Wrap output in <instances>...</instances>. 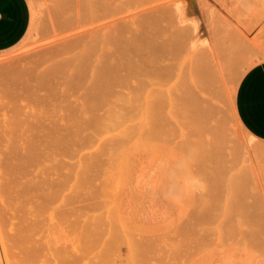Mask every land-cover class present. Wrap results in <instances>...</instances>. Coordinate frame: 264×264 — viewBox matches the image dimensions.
I'll use <instances>...</instances> for the list:
<instances>
[{"label": "rangeland", "instance_id": "rangeland-1", "mask_svg": "<svg viewBox=\"0 0 264 264\" xmlns=\"http://www.w3.org/2000/svg\"><path fill=\"white\" fill-rule=\"evenodd\" d=\"M84 1L28 0L0 50L1 264H264V141L234 108L264 61V0Z\"/></svg>", "mask_w": 264, "mask_h": 264}, {"label": "crops", "instance_id": "crops-1", "mask_svg": "<svg viewBox=\"0 0 264 264\" xmlns=\"http://www.w3.org/2000/svg\"><path fill=\"white\" fill-rule=\"evenodd\" d=\"M30 18L28 0H0V50L21 41L30 25ZM234 108L243 128L264 141V61L253 64L241 78Z\"/></svg>", "mask_w": 264, "mask_h": 264}, {"label": "bare ground", "instance_id": "bare-ground-1", "mask_svg": "<svg viewBox=\"0 0 264 264\" xmlns=\"http://www.w3.org/2000/svg\"><path fill=\"white\" fill-rule=\"evenodd\" d=\"M71 1H74V0H71ZM76 1L80 4V6H85V1H84V0H83V1H81V0H80V1H79V0H76ZM90 1H91V0H90ZM92 1L95 2L94 0H92ZM99 1H101V0H99ZM80 2H81V3H80ZM83 2H84V3H83ZM87 2H89V0H87L86 3H87ZM75 3H76V2H75ZM95 3H96V2H95ZM95 3H92V2H91V5H92V4L94 5ZM107 3H109V0H108V2H107V1L105 2V1H104V4H107ZM79 4H78V6H79ZM81 4H82V5H81ZM98 5H100V3H99ZM80 6H79V7H80ZM87 6H88V5H87ZM94 6H95V5H94ZM93 8H94V9L96 8L95 10H97V6H95V7H93ZM98 9H99V6H98ZM106 9H107V8H106ZM104 10H105V9H104ZM107 10H109V9H107ZM100 11H101V10H100ZM80 12H81V11H80ZM82 12H84L85 14L89 13L87 10L85 11L84 9H82ZM92 12H93V11H92ZM107 13H108V12H107ZM82 14H83V13H82ZM102 14H103V12H102ZM77 16H78V15H77ZM81 17H82V16H81ZM87 17L89 18V15H88ZM102 17H103V16H102ZM93 18H94V17H93ZM96 18H98V17H96ZM152 18H153V17H152ZM74 19H75V18H74ZM82 19L84 20V18H82ZM82 19H81V20H82ZM207 19H208V18H207ZM75 20H76V19H75ZM147 20H148V19H147ZM155 21H156V20H155ZM75 22H76V21H75ZM81 22H82V21H81ZM92 22H94V20H93ZM97 22H98V21H97ZM84 23H85V21H84ZM84 23H83V24H84ZM195 23H196V22H195ZM86 25H87V24H86ZM144 25H145V24H144ZM157 25H160V24H157ZM74 26H75V25H74ZM78 27L81 28V26H78ZM86 27H87V26H85V28L82 27L81 29H83V31L85 32V34H86V33H90V32H88V30H86ZM92 27H93V25H92ZM100 28H101V27H100ZM75 29H76V31H77V30H80V29H78L77 27H76ZM88 29H89V28H88ZM96 29H97V28H94V31H95ZM119 29H120V28H119ZM121 29H123V28H121ZM92 30H93V29H92ZM157 30H158V29H157ZM83 31H82V32H83ZM94 31H93V32H94ZM97 31H98V30H96L95 32H97ZM120 31H121V30H120ZM124 31H125V33H126V29H124ZM124 31H123V32H124ZM84 32H83V35H84ZM77 33H78V32H76V33L74 32L75 35H76ZM79 33H80L79 36H83V35L81 34V32H79ZM79 33H78V34H79ZM117 33H119V31H118ZM156 33H157V32H156ZM109 34H110V33H109ZM109 34L106 35V36H107V37H106V40H107V38L109 37ZM111 34H112V32H111ZM119 34H120V33H119ZM97 35H99V33H98ZM123 35H124V34H123ZM152 35H153V33H152ZM155 35H156V34H155ZM157 35H158V34H157ZM79 36H77L78 39H79ZM84 36H85V35H84ZM84 36H83V37H84ZM94 36H95V35H94ZM110 36H111V35H110ZM112 36H113V35H112ZM112 36H111V37H112ZM119 36H120V35H119ZM125 36H126V35H125ZM149 36H150V35H149ZM158 36H159V35H158ZM86 37H87V36H86ZM98 37L101 38L100 36H96V39H97ZM120 37H121V36H120ZM122 37H124V36H122ZM122 37H121V38H122ZM153 37H154V36H153ZM117 38H118V37H117ZM117 38H115V41H117V40H116ZM128 38H129V39H128ZM128 38H125V39L122 38V39H124V40L127 39V42H128V41L130 40V37H128ZM134 38H135V37H134ZM134 38H133V40H132V38H131V40H130V44L133 43L134 41H138V40H139L138 38H137L138 40H137L136 38H135L136 40H134ZM140 38H141V37H140ZM142 38H143V37H142ZM156 38H157V36H156ZM74 39H76V38H74ZM83 39H84V38H83ZM119 39H120V38H119ZM70 40H71V39H70ZM79 40H80V39H79ZM81 40H82V39H81ZM92 40H93V38L91 39V43H92ZM109 40H110V38H109ZM109 40H107V42H106L104 45H107V43H108ZM82 41H83V40H82ZM94 41H95V40H94ZM94 41H93V42H94ZM97 41H98V40H97ZM99 41L101 42V40H99ZM99 41H98V43H99ZM110 41H111V40H110ZM120 41H123V40H120ZM120 41H119V40L117 41L118 44H119ZM141 41H142V40H141ZM146 41H147V40H146ZM68 42H69V41H68ZM76 42H78V41H76ZM76 42H75V44H76ZM124 42H125V41H124ZM144 42H145V41H144ZM164 42H165V41H164ZM166 42H168L167 39H166ZM213 42H214V40H213ZM86 43H87V42H86ZM86 43H85V45H87ZM96 43H97V42H96ZM103 43H104V42H103ZM110 43H113V41H111ZM125 43H126V42H125ZM136 43H137V42H135V43H133V44H136ZM151 43H153V42H151ZM155 43H156V42H155ZM160 43H161V42H160ZM160 43H159V44H160ZM73 44H74V42H73ZM93 44L95 45V43H93ZM118 44H117V45H118ZM122 44H123V47H124V46H125L124 43H122ZM122 44H121V45H122ZM128 44H129V43H128ZM128 44L126 43V46H128ZM133 44H131V45H133ZM137 44L140 45L141 42H140V44H139V43H137ZM147 44H148V43H147ZM162 44H163V43H161V45H162ZM167 44H168V43H167ZM89 45H90V46H88V47H90V48L87 47V50H90V49L92 48V46H94V45H91V44H89ZM164 45H165V44H164ZM164 45H163V46H164ZM70 46H71V45H70ZM77 46H78V45H76V47H77ZM79 46H80V45H79ZM81 46H82V45H81ZM81 46H80V47H81ZM154 46H155V44H154ZM65 47H66V46H65ZM71 47H72V46H71ZM71 47H69V45H68V48H71ZM94 47H95L96 50H97V47H96V46H94ZM121 47H122V46H121ZM148 47H149V46H148ZM150 47H151V46H150ZM214 47H215V46H214ZM68 48L66 47V50H65V51H67ZM95 48H92V51H90V54H91V52H93V51L95 50ZM103 48H104V47H103ZM154 48H155V47H154ZM122 49H123V48H122ZM155 49H157V48H155ZM172 49H173V48H172ZM74 50H75V46H74ZM127 50H128V49H126V51H125V49H124V51H125L126 53H127ZM120 51H121V49H120ZM84 52H85V51H84ZM97 52H98V50H97ZM121 52H122V51H121ZM134 52H135V51H134ZM140 52H141V51H140ZM162 52H164V51H162ZM165 52H166V51H165ZM207 52H208V51H207ZM67 53H70V52H67ZM88 53H89V51L87 52V54H88ZM122 53H123V52H122ZM123 54H125V53H123ZM162 54H164V53H162ZM200 54H201V53H200ZM202 54H203V53H202ZM83 55H84V53H82V57H81L82 59H84V58H83ZM101 55H102V54H101ZM177 55H178V54H177ZM91 56H92V55H91ZM125 56H126V55H125ZM197 56H198V55H197ZM71 57H72V56L69 57L68 61H70V63H71V61H72L71 65H73V63H74V61H75L76 59H73L74 57H72V58H71ZM84 57H85V56H84ZM88 57H90V56L88 55ZM108 57H109V56H108ZM110 57H111V56H110ZM70 58H71V59H70ZM76 58H77V57H76ZM90 58H91V57H90ZM148 58H149V57H148ZM150 58H151V57H150ZM150 58H149V59H150ZM206 58H207V57H206ZM72 59H73L74 61H73ZM79 59H80V58L78 57L77 60H79ZM82 59H80V60H82ZM85 59H87V60L89 61L88 58H85ZM85 59H84V60H85ZM170 59H171V58H170ZM201 59H202V58H201ZM219 59H220V58H219ZM80 60H79V62H80ZM84 60H82V61H83V64H84V66H85V64H86L85 61H86V60H85V61H84ZM104 60H105V59H104ZM146 60H147V59H146ZM204 60H206V59H204ZM82 61H81L80 63H82ZM92 61H93V60L89 61L90 64H92ZM224 61H225V60H224ZM84 62H85V63H84ZM89 62H88V63H89ZM154 62H158V61H154ZM209 62H210L209 60L203 62L201 68L199 67L200 65L198 66V65L196 64V65L198 66L197 69H199V68L202 69V70H200V69H199V70H196L197 72L199 71L198 74H197V75H198V79H202L201 74H202V72H204V74H202V76L204 75L205 77L203 76V79H202V80H204V79L207 80V81L204 82V83L202 82V83H203V86L201 85V86H202V89H203V90H204V89L206 90V91L204 90L205 92L208 91L207 89H209L210 84H211V85L213 84V81L216 82V81L213 79L214 76H211V74L213 75V72H212L213 69H212V68H211V70L209 69V68H210L209 64L211 63V62H210V63H209ZM148 63H149V62H148ZM150 63H152V61H150ZM59 64H60V63H59ZM90 64H89V65H90ZM212 64H213V63H212ZM220 64H221V63H220ZM68 65H70V64H68ZM79 65H80V66H79ZM213 65H215V64H213ZM221 65H222V64H221ZM59 66H61V64H60ZM81 66H83V65H81V64H77V65H76V64H75V67H76L75 69H77V67H80V69H81V68H82ZM86 66H87V65H86ZM86 66H85V67H86ZM101 66H102V65H101ZM103 66H105V65H103ZM161 66H162V65H161ZM168 66H169V65H168ZM172 66H173V65H171V67H172ZM194 66H195V65H194ZM217 66H218V65H217ZM224 66H225V67H224V68L222 67V68L227 70V68H226L227 66H226V65H224ZM70 67H71V66H70ZM169 67H170V66H169ZM213 67H214V66H213ZM96 68H97V67H96ZM102 68H104V67H102ZM105 68H106V67H105ZM174 68H175V67H174ZM54 69H55V68H54ZM98 69H99V68H98ZM100 69H101V68H100ZM169 69H170V68H169ZM171 69H173V67H172ZM102 70H103V69H102ZM161 70H162V68H161ZM215 70H216V68H215ZM217 70H218V69H217ZM78 71H80V70H78ZM96 71H97V70H95V72H96ZM98 71H99V70H98ZM183 71H184V69H183ZM200 71H202V72L200 73ZM210 71H211V73H210ZM221 71H222V69H221ZM104 72H105V69H104ZM218 72H219V71H218ZM101 73H102V72H101ZM105 73H106V72H105ZM167 73H168V72H167ZM180 73H181V71H180ZM50 74H51V73H50ZM98 74H99V73H98ZM95 75H96V74H95ZM181 75H182V78H184V77H183L184 73H182ZM28 76H29V75H28ZM209 76H210V77H209ZM41 77H42V76H41ZM43 77H44V76H43ZM45 77H46V76H45ZM200 77H201V78H200ZM212 77H213V78H212ZM219 77H220V75H219ZM48 78H49V77H48ZM209 78H211V79H209ZM42 80H43V79H42ZM42 80H41V82H42ZM48 80H49V79H48ZM48 80H47V81H48ZM179 80H180V79H179ZM205 80H204V81H205ZM208 80H210V81H209V82H210L209 85L206 84V83H208ZM38 81H39V80H38ZM211 81H212V82H211ZM185 82H186V81H185ZM237 82H238V81H237ZM26 83H27V82H26ZM39 83H40V81H39ZM202 83H201V84H202ZM111 84H112V83H111ZM111 84H110V85H111ZM24 85H25V84H24ZM39 85H41V84H39ZM183 85H184V84H183ZM204 85H206L208 88L205 87ZM30 87H31V86H30ZM30 87H29V91L31 92ZM203 87H204V88H203ZM210 87H211V86H210ZM22 88H23V87H22ZM206 88H207V89H206ZM23 89H25V88H23ZM211 89H212V92H213L214 89H213V88H211ZM14 90H15V89H14ZM17 90H18V89H17ZM186 90H187V89H186ZM29 91H28V92H29ZM112 91H114V90H112ZM30 92H29V94H30ZM32 93H33V92H32ZM213 93H214V92H213ZM98 94H100V93H98ZM112 94H113V93H112ZM182 94H183V91H182ZM214 94H215V93H214ZM10 95H11V94H10ZM30 95H32V94H30ZM176 95H177V93H176ZM16 96L18 97V95H16ZM110 96H111V95H110ZM180 96H181V95H180ZM184 96H185V95H184ZM184 96H183V97H184ZM185 97H186V96H185ZM13 99H15V98H13ZM180 99H181V98H180ZM184 99H185V98H184ZM209 99H210V98H209ZM205 100H206V98H205ZM16 101H17V100H16ZM16 101H15V102H16ZM185 101H186V100H185ZM206 101H207V100H206ZM209 101H210V100H209ZM209 101H207V102H209ZM13 102H14V101H13ZM183 102H184V101H183ZM210 102H211V101H210ZM210 102H209V103H210ZM176 103H177V102H176ZM181 103H182V102H181ZM177 105H179V104H177ZM206 105H207V104H206ZM210 105H212V104L210 103ZM181 111H182V110H181ZM181 111H179V112L181 113ZM183 113H184V112H182V115H183ZM186 113H187V112H186ZM184 116H185V115H184ZM236 117H237V116H236ZM186 118H187V117H186ZM94 123H95V122H94ZM45 130H46V129H45ZM219 130H220V129H219ZM40 131H41V130H40ZM49 132H50V131H49ZM46 133H47V132H46ZM59 134H60V133H59ZM59 134H58V136H59ZM43 135H44V133H43ZM47 135H49L48 137H50V134L47 133ZM60 135H61V134H60ZM63 135L66 136V134H63ZM45 136H46V134H45ZM51 136H52V135H51ZM65 136H63V137L65 138ZM59 137H60V136H59ZM41 138H42V137H41ZM46 138H47V137H46ZM55 138H56V137H55ZM55 138L53 137V139H55ZM61 138H62V137H61ZM61 138H60L61 143H63V142H62V139H63V138H62V139H61ZM53 139H51V140L53 141ZM65 139H66V138H65ZM1 140H2V139H1ZM12 140H14V139H12ZM33 140H36V137H35V139L33 138L32 141H33ZM55 140H56V139H55ZM55 140H54V142H55ZM16 141H17V140H16ZM56 141H57V142H55V143L58 144V141H59V140H56ZM63 141L65 142L66 140L63 139ZM0 142H2V141H0ZM13 142H14V144L16 143L15 141H13ZM66 142H67V141H66ZM11 143H12V142H11ZM31 143H32V142H31ZM31 143L29 142V144H31ZM0 144H2V143H0ZM2 145H3V144H2ZM15 145H16V144H15ZM27 145H28V144H27ZM34 145H35V144H34ZM59 145H61V144H60V141H59ZM62 145H63V144H62ZM12 146H13V145H12ZM16 146L18 147V144H17ZM16 146H14V147H16ZM35 146H37V145H35ZM35 146H34V147H35ZM32 147H33V145H32ZM32 147H30V148H32ZM9 148H11V147H9ZM2 149H3V148H2ZM33 149H34V148H33ZM37 149H38V148H37ZM37 149L35 148V150H33V151H35V155H36V153H37V152H36ZM11 150H12V151H10V149H9V151H10L11 153H10V152H8V153L6 152L7 154L10 153L9 156H7V161L4 162L3 160H6V159H4V158H3V160H2V161H3V166H4V163H5V166H6V167H4L3 169H5V172L8 170L7 174H8V173H9V175L11 174V175L9 176V178L7 177L8 180H9V179H12V180H9V184H8V186H7V187H9V188H11V187H10V186H11L10 183H12V182L14 183V182H15V181H14V178L12 177V175H13L12 173H14V169L16 168V166H15V167H12V166H11L10 163H12V161H10V163H8V162H9L8 159H11V160H12V157L10 158V155L13 153V151H14L15 149H11ZM21 150H22V148L20 149V147H19V151H20V152H22ZM27 150H28V152L30 151V149L26 148V151H27ZM262 150H263V149H262ZM31 151H32V150H31ZM263 151H264V150H263ZM4 152H5V151H4ZM17 152H18V151H17ZM28 152H26V153H28ZM260 152H261V150H260ZM22 153H23V152H22ZM22 153H21V154H22ZM212 153H213V152H212ZM214 153H215V152H214ZM15 154H16V153H15ZM15 154H14V155H15ZM21 154L18 152V153H17V156L19 155L18 157H20ZM24 154H25V153H23V155H24ZM32 154H33V153H32ZM215 154H216V153H215ZM23 155H21V158H20L19 160H18L17 157L15 158V156H14L13 158H15V160H18V162H19L20 160H22V156H23ZM25 155H26V154H25ZM25 155L23 156V158H28V157H29V158H32V156H31L30 153L27 154L28 157H26ZM35 155L33 154V156H35ZM257 155H258V154H257ZM4 156H5V155H4ZM8 157H9V158H8ZM5 158H6V157H5ZM33 159H35V157H34ZM219 159L221 160V158H219ZM30 160L33 162L32 159H30ZM30 160H27V162H29ZM214 160H215V159H214ZM214 160H213V161H214ZM220 160H219V161H220ZM31 161H30L29 163L32 164ZM18 162L15 163V164H16L17 166H19V168H20L21 165H20V163L18 164ZM25 162H26V161H25ZM214 162H215V161H214ZM29 163L27 164L28 166L31 165V164H29ZM12 165H13V163H12ZM22 165L24 166L25 164L23 163ZM1 166H2V165H1ZM25 166H26V165H25ZM17 168H18V167H17ZM17 168H16V169H17ZM22 168H23V167L21 166L20 171L22 170ZM6 169H7V170H6ZM17 170H18V169H17ZM17 170H15V172H17ZM27 170H28V169H27ZM3 172H4V171H3ZM23 172H24V171H23ZM23 172H22V173H23ZM18 173H19V172H18ZM4 174H5V173H2V176H1V177H3ZM14 175H16V177L14 176L15 178L20 177V176H17L16 173H15ZM24 175H26V174H24ZM224 175H225V174H224ZM247 175H248V173H247ZM214 177H215V176H214ZM217 177H218V176H217ZM4 178L7 179L6 177H4ZM243 178H244V176H243ZM21 179H22V178H21ZM220 179H221V178H220ZM241 179H242V178H241ZM244 179L247 180V178H244ZM19 180H20V178H19ZM19 182H20V181L17 180V184H18ZM239 182H240V181H239ZM4 183L7 185V182H6V181H5V182L2 181V184H3V187H4V188L2 187V185H1L0 187L3 188L2 190L5 189V191H6V188H5L6 186H5ZM20 183H22V182H20ZM222 183H223V182H222ZM222 183H221V184H222ZM25 184H26V183L24 182V185H25ZM185 184H186V183H185ZM219 184H220V183H219ZM221 184H220V185H221ZM232 184H233V183H232ZM24 185H22L23 188L25 187ZM217 185H218V184H217ZM14 186H15V185H14ZM18 186H19V185H18ZM12 187H13V186H12ZM28 187L30 188V186H28ZM1 188H0V189H1ZM23 188L21 189V188L19 187L20 190H23ZM29 188H26V189H29ZM223 188H224V187H223ZM14 189H15V188H14ZM12 190H13V189H12ZM16 190H18V189H16ZM24 190H25V188H24ZM5 191H4V193H5ZM14 191H15V190H13V192H14ZM30 191H31V190H30ZM7 192H8V191H7ZM23 192H24V191H23ZM2 193H3V192H2ZM8 193H9V192H8ZM8 193H7V194H8ZM19 193H20V192H19ZM24 193H25V192H24ZM5 194H6V193H5ZM236 194H237V192H236ZM10 195H13V193L10 194ZM24 195H26V194H24ZM27 195H28V194H27ZM237 195H239V194H237ZM6 196H7V195H6ZM14 196H15V195H14ZM10 198H11V197H10ZM13 198H14V197H13ZM11 199H12V198H11ZM16 199H17V198H16ZM25 199H26V198H25ZM6 200H7V199H6ZM7 201L9 202V200H7ZM0 202H1V201H0ZM229 202H230V201H229ZM9 203H10V202H9ZM238 203H239V202H238ZM238 203H237V204H238ZM12 205H14V204H13V201L11 202V206H12ZM238 205H239V204H238ZM1 206H2V205H1ZM3 206H4V205H3ZM3 206H2V207H3ZM3 208H5V206H4ZM9 208H10V207H9ZM17 208H18V206H17ZM17 208H16V209H17ZM231 208H232V207H231ZM16 209H15V210H16ZM3 210H4V209H3ZM5 210H6V209H5ZM19 210H20V208H19ZM1 211H2V210H1ZM1 211H0V214H1V215H0V216H1V217H0V220L3 221V222L1 221V224H2V223H6V222H5L6 219H5V220H4V219H1V218H2V214H3V213L6 214L7 212L5 213V211H4L3 213H1ZM6 211H7V210H6ZM16 212H17V211H16ZM16 215H17V214H16ZM5 216H6V215H5ZM10 217H11V216H10ZM17 221H18V220H17ZM15 222H16V221H15ZM18 222H19V221H18ZM20 222H21V220H20ZM16 223H17V222H16ZM6 224H7V223H6ZM7 225H8V224H7ZM7 225H5V228H6ZM15 225H16V224H15ZM2 226H3V224H2ZM3 227H4V226H3ZM3 227H2V228H3ZM7 227H8V226H7ZM15 228H16V227H15ZM7 230H8V229H7ZM15 230H16V229H15ZM17 230H18V229H17ZM17 230H16V231H17ZM5 232H6V231H5ZM8 232H9V231H8ZM20 232H21V231H20ZM20 232H19V235H18L19 237L21 236V235H20ZM11 233H12V232H11ZM16 233H17V232H16ZM14 234H15V233H14ZM14 234L12 233V236H13ZM17 234H18V233H17ZM23 234L25 235V233H23ZM23 234H22V235H23ZM6 235H7V234H6ZM8 235H9V234H8ZM2 236H3V235H2ZM3 237H4V236H3ZM7 237H8V236H7ZM21 237H22V236H21ZM0 238H1V237H0ZM11 238H13V237H11ZM8 239H10V237H9ZM10 240H11V239H10ZM13 240H14V238H13ZM1 241H2V240H1ZM17 241H18V239H17ZM6 243H7V241H6ZM17 243H18V242H17ZM17 243H16V244H17ZM13 244H14V243H13ZM16 244H15V245H16ZM11 247H12V246H11ZM0 248H1V247H0ZM14 250H15V249H14ZM7 251H8V250H7ZM13 252H14V251H13ZM13 252H12V253H13ZM17 252H18V251H17ZM4 253H5V252H4ZM9 253H10V252H9ZM12 253H11V254H12ZM14 253L16 254V251H15ZM14 253H13V254H14ZM8 255H9V254H8ZM8 255H7V256H8ZM12 256H13V255H12ZM16 256H18V254H17ZM3 257H5V255H4ZM5 259H6V258H5ZM7 259H8V258H7ZM14 259H16V258H14ZM18 259H19V258H18ZM1 260H2V258H1ZM2 261H3V260H2ZM6 262H7V261H6ZM7 263H8V262H7ZM7 263H6V264H7ZM0 264H1V262H0Z\"/></svg>", "mask_w": 264, "mask_h": 264}]
</instances>
